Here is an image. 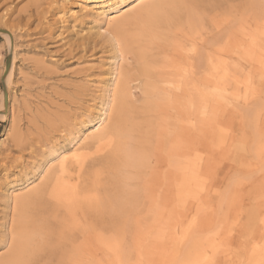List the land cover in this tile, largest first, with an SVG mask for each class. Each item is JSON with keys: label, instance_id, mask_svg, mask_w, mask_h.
Instances as JSON below:
<instances>
[{"label": "rangeland", "instance_id": "374dc122", "mask_svg": "<svg viewBox=\"0 0 264 264\" xmlns=\"http://www.w3.org/2000/svg\"><path fill=\"white\" fill-rule=\"evenodd\" d=\"M201 1L214 9L208 23L238 30V55L221 83L205 87L203 103L188 105L187 195L155 217L125 214L124 245H75V264H264V0ZM94 7L81 0H0V30L10 31L14 45L8 113L0 122V257L14 225L11 196L31 190L62 152L87 142L114 68L138 73L131 58H115L110 26ZM8 58L0 36V99ZM129 100L136 154L152 145L167 102L147 100L136 81Z\"/></svg>", "mask_w": 264, "mask_h": 264}, {"label": "bare ground", "instance_id": "6f19581e", "mask_svg": "<svg viewBox=\"0 0 264 264\" xmlns=\"http://www.w3.org/2000/svg\"><path fill=\"white\" fill-rule=\"evenodd\" d=\"M81 1L96 5L91 11L107 19L115 58H131L138 73L131 75L123 65L114 68L87 142L77 151L62 152L31 190L11 196L14 225L0 264H75V245H124L119 222L125 214L138 219L141 211L155 217L171 210L190 187L188 105H199L205 87L221 83L237 66L238 30L222 32L218 21L208 23L214 9L204 1L139 0L129 15L127 7L137 0ZM0 36L11 57L4 69L2 122L8 113L14 45L10 31L0 30ZM135 81L143 84L147 100L167 102L148 155L145 149L132 154L129 143ZM140 226L136 220L134 228Z\"/></svg>", "mask_w": 264, "mask_h": 264}, {"label": "water", "instance_id": "95a60500", "mask_svg": "<svg viewBox=\"0 0 264 264\" xmlns=\"http://www.w3.org/2000/svg\"><path fill=\"white\" fill-rule=\"evenodd\" d=\"M8 60H9V58H8ZM9 67V65H7V68Z\"/></svg>", "mask_w": 264, "mask_h": 264}]
</instances>
